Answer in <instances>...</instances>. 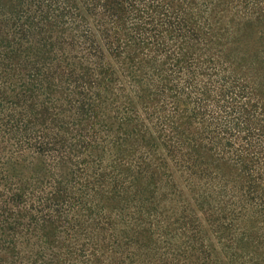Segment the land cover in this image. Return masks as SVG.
<instances>
[{
	"label": "trees",
	"instance_id": "1",
	"mask_svg": "<svg viewBox=\"0 0 264 264\" xmlns=\"http://www.w3.org/2000/svg\"><path fill=\"white\" fill-rule=\"evenodd\" d=\"M0 264H264V0H0Z\"/></svg>",
	"mask_w": 264,
	"mask_h": 264
},
{
	"label": "rangeland",
	"instance_id": "2",
	"mask_svg": "<svg viewBox=\"0 0 264 264\" xmlns=\"http://www.w3.org/2000/svg\"><path fill=\"white\" fill-rule=\"evenodd\" d=\"M174 176H175V181H176V183L178 184V185H180V186H182V187H185L186 185H184V183H183V178L180 176V175H178V174H174Z\"/></svg>",
	"mask_w": 264,
	"mask_h": 264
}]
</instances>
